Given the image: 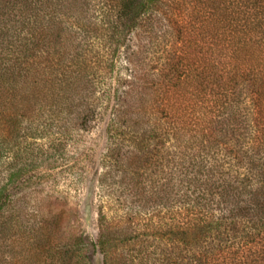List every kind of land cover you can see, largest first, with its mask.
I'll use <instances>...</instances> for the list:
<instances>
[{
    "label": "trees",
    "instance_id": "16d2710c",
    "mask_svg": "<svg viewBox=\"0 0 264 264\" xmlns=\"http://www.w3.org/2000/svg\"><path fill=\"white\" fill-rule=\"evenodd\" d=\"M96 260L264 264V0H0V264Z\"/></svg>",
    "mask_w": 264,
    "mask_h": 264
},
{
    "label": "rangeland",
    "instance_id": "374dc122",
    "mask_svg": "<svg viewBox=\"0 0 264 264\" xmlns=\"http://www.w3.org/2000/svg\"><path fill=\"white\" fill-rule=\"evenodd\" d=\"M108 120L105 118H100L94 129L85 136L83 145H80L77 149V155L79 158L82 157L83 160L86 158L85 162L89 161V176L87 177L86 184L83 186V195L79 194L81 199L76 205L79 206V214L77 219L82 227V230L92 238L97 235V200H96V186L91 177L92 173L96 170L99 163V159L104 153L106 148V126ZM97 264L99 263L96 260Z\"/></svg>",
    "mask_w": 264,
    "mask_h": 264
}]
</instances>
